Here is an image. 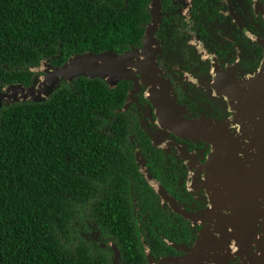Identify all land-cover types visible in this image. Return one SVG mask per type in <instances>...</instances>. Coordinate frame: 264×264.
Returning a JSON list of instances; mask_svg holds the SVG:
<instances>
[{
  "label": "flooded vegetation",
  "instance_id": "af4514ba",
  "mask_svg": "<svg viewBox=\"0 0 264 264\" xmlns=\"http://www.w3.org/2000/svg\"><path fill=\"white\" fill-rule=\"evenodd\" d=\"M151 2L141 45L122 53L144 45ZM160 3L148 85L139 73L118 80L113 114L103 117L105 128L115 131L108 138L115 148L103 150V160L132 173L126 178L132 210L124 218L135 231L108 230L90 213L84 235L101 249L105 264H114L116 250L115 264L188 255L194 258L183 264H264V134L229 97L264 60V0ZM148 87L156 91L148 95ZM212 136L247 154L234 150L248 173L243 182L230 178V200L213 186L224 162L210 163Z\"/></svg>",
  "mask_w": 264,
  "mask_h": 264
},
{
  "label": "trees",
  "instance_id": "16d2710c",
  "mask_svg": "<svg viewBox=\"0 0 264 264\" xmlns=\"http://www.w3.org/2000/svg\"><path fill=\"white\" fill-rule=\"evenodd\" d=\"M149 1L0 0V92L31 86L44 60L58 66L75 54L141 45ZM114 91L82 75L40 101L1 100L0 264H105L84 235L90 213L98 226L135 231L124 218L132 173L102 156L115 148L103 120Z\"/></svg>",
  "mask_w": 264,
  "mask_h": 264
},
{
  "label": "water",
  "instance_id": "95a60500",
  "mask_svg": "<svg viewBox=\"0 0 264 264\" xmlns=\"http://www.w3.org/2000/svg\"><path fill=\"white\" fill-rule=\"evenodd\" d=\"M151 8L154 16L145 32L143 39L144 45L141 48L128 50L122 54L114 50H104L98 53L87 51L71 56L65 63L58 66L51 64L48 60H44L36 67V70L42 72V74L31 86L12 84L7 86L3 92H0V105L2 99H31L40 101L57 89L62 78L72 80L74 77L82 75L105 78L110 87H114L118 80L133 78L135 73H139L142 75V82L148 85L145 79H147L153 63L154 45L156 41L153 32L157 27V21L160 19V0H152ZM240 84V90L230 92V100H235L237 107L240 109L247 108V114L250 113L248 117L256 120L259 124V133L264 134V60L258 71L248 76ZM155 91V87H148L147 89L148 95ZM218 139V137L214 138L213 136L210 139L214 148L210 163L214 164L216 162L214 160L216 159L224 163L219 164L216 168L218 180L217 184L213 186H219L217 189L218 197L230 200V178H233L236 182H243L245 179L244 174L248 173L244 163H238L235 160L237 150L243 151L244 149H240L237 146L231 147L230 149V141L226 140L225 144L221 143V140L224 139L223 136L219 140L218 145ZM234 150H236V153ZM262 155L263 152H260L259 156L261 160ZM233 162L234 165L230 167V163L232 164ZM263 164L264 162L262 160L261 165ZM118 256L119 252L116 250L114 264ZM192 258L194 257L191 255L185 258L167 257L162 259L158 264H183L185 260Z\"/></svg>",
  "mask_w": 264,
  "mask_h": 264
}]
</instances>
